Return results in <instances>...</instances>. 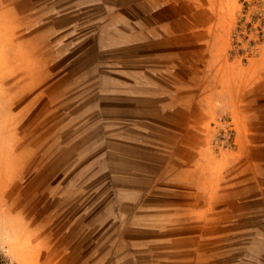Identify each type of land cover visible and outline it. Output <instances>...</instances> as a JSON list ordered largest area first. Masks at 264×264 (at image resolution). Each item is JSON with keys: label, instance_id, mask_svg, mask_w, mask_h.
<instances>
[{"label": "rangeland", "instance_id": "obj_1", "mask_svg": "<svg viewBox=\"0 0 264 264\" xmlns=\"http://www.w3.org/2000/svg\"><path fill=\"white\" fill-rule=\"evenodd\" d=\"M144 1L180 7L182 35L166 41L170 50L133 49L147 54L138 61L113 54L124 68H151L119 77L165 76L207 92L210 53L228 43L241 65L263 64L264 0ZM32 49L0 42V250L12 264H264V71L243 92L240 116L214 124L217 145L241 158L217 187H195L141 161L148 135L118 118L136 101L107 96L113 81L103 74H79L86 58L67 64L78 49L64 59L30 57ZM160 65L169 73H157Z\"/></svg>", "mask_w": 264, "mask_h": 264}, {"label": "crops", "instance_id": "obj_2", "mask_svg": "<svg viewBox=\"0 0 264 264\" xmlns=\"http://www.w3.org/2000/svg\"><path fill=\"white\" fill-rule=\"evenodd\" d=\"M181 18L176 4L151 10L150 3L144 0H0V42L30 43V57L37 58L45 52L47 59H64L70 48L78 49L67 64L86 58L85 69L78 70L79 74H103V81H113L107 96L136 101L129 114L118 118L127 123L141 122L148 135L150 141L142 146L141 161L152 169L171 172L174 183L214 188L222 182L225 171L241 158L239 152L217 145L214 124H220L216 121L228 112L236 118L240 116L243 92L260 81L264 62L260 67L241 65L232 59L228 43L222 52L210 53L213 61L207 60L211 66H205L204 77L208 91L199 93L201 86L189 85V91H183L187 87L176 80L167 81L165 76L154 82L135 81L130 75L119 77L124 71L149 74L151 68L143 65L127 69L113 58L119 51H143L150 48V43L158 45L159 51L170 50L172 41L179 42L182 35ZM155 37L157 40H153ZM39 42L46 46L39 48ZM63 50L65 53H60ZM158 53V58H167L164 52ZM178 54L182 56L180 51ZM144 57L147 54L141 52L127 58L138 61ZM173 59L175 65L174 55ZM48 66L51 68L53 62L49 61ZM160 66L157 73L167 74L170 66ZM141 88L147 92H131ZM217 104L222 106L221 111ZM234 140L236 145V137Z\"/></svg>", "mask_w": 264, "mask_h": 264}, {"label": "built area", "instance_id": "obj_3", "mask_svg": "<svg viewBox=\"0 0 264 264\" xmlns=\"http://www.w3.org/2000/svg\"><path fill=\"white\" fill-rule=\"evenodd\" d=\"M227 127L229 128L227 132H229L228 137L230 138V136H232V131H231L232 129L230 127V124H227ZM8 253L9 251L6 248L0 250V264H12Z\"/></svg>", "mask_w": 264, "mask_h": 264}]
</instances>
